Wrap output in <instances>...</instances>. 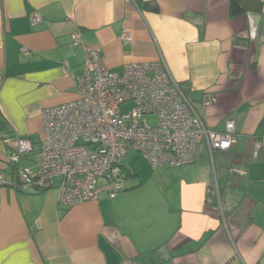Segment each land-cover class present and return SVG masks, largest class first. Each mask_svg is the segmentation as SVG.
<instances>
[{"label": "crops", "instance_id": "1", "mask_svg": "<svg viewBox=\"0 0 264 264\" xmlns=\"http://www.w3.org/2000/svg\"><path fill=\"white\" fill-rule=\"evenodd\" d=\"M247 1L233 15L231 0H0V264H264V0ZM78 30L120 74L163 57L209 127L234 120L233 147L212 159L200 143L193 163L156 169L135 152L116 198L72 207L58 187L14 186L37 169L43 111L78 97ZM6 132L33 143L17 164Z\"/></svg>", "mask_w": 264, "mask_h": 264}, {"label": "built area", "instance_id": "2", "mask_svg": "<svg viewBox=\"0 0 264 264\" xmlns=\"http://www.w3.org/2000/svg\"><path fill=\"white\" fill-rule=\"evenodd\" d=\"M32 19L38 22L41 17L34 14ZM72 39L85 52L82 71L76 76L78 97L43 111L37 169L18 168L19 182H12L14 186L40 191L58 187L60 202L72 207L89 200L114 199L124 191L123 160L130 151L143 155L156 169L193 163L200 143L206 144L212 159L215 151L230 150L235 144L234 120H227L224 131L209 127L163 57L128 63L120 74L109 69L100 48L86 44L81 30ZM122 39L131 41L133 35L124 31ZM214 100L205 94L206 105ZM125 104L130 105L127 111ZM1 137L13 148L15 164L34 149L27 137L9 133ZM263 147L264 128L255 143L254 157ZM229 173L245 176L247 172L231 166ZM0 183H4L2 175ZM215 190L221 209L217 184Z\"/></svg>", "mask_w": 264, "mask_h": 264}, {"label": "trees", "instance_id": "3", "mask_svg": "<svg viewBox=\"0 0 264 264\" xmlns=\"http://www.w3.org/2000/svg\"><path fill=\"white\" fill-rule=\"evenodd\" d=\"M251 1L256 4L253 6L254 8H256V7L260 8L262 6V1H260V0H251ZM248 3H249V1H247V0H231V13L233 15H237V14L244 12L248 7L247 6ZM6 133H10V132H6ZM125 169L126 168L124 167V170ZM126 171H128V169ZM208 199H211L214 202V200L217 199V196H216V194L215 195L212 194V191H211V192H208Z\"/></svg>", "mask_w": 264, "mask_h": 264}, {"label": "rangeland", "instance_id": "4", "mask_svg": "<svg viewBox=\"0 0 264 264\" xmlns=\"http://www.w3.org/2000/svg\"><path fill=\"white\" fill-rule=\"evenodd\" d=\"M129 107H130V105L129 104H125L124 106H123V109H124V111H127L128 109H129ZM149 122L150 123H153L154 122V118L153 117H150L149 119ZM37 146V149L39 150V147H40V150H41V143H39V144H37L36 145ZM199 147H200V145H199ZM202 148L200 147L199 148V150H201ZM135 154V152L134 151H130L129 152V154L124 158V160H123V164L124 165H128V160L131 158V156L132 155H134ZM34 155V160H39L40 159V154L38 155V158L36 159V157H37V155L36 154H33ZM105 181V179L104 178H101V182H104ZM127 187V186H126Z\"/></svg>", "mask_w": 264, "mask_h": 264}]
</instances>
